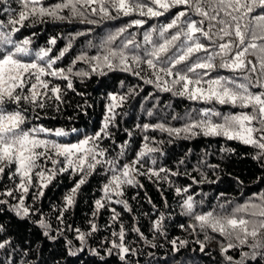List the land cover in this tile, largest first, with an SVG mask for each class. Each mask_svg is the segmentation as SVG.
<instances>
[{
  "label": "trees",
  "instance_id": "1",
  "mask_svg": "<svg viewBox=\"0 0 264 264\" xmlns=\"http://www.w3.org/2000/svg\"><path fill=\"white\" fill-rule=\"evenodd\" d=\"M3 123L0 264H264V0H0Z\"/></svg>",
  "mask_w": 264,
  "mask_h": 264
},
{
  "label": "rangeland",
  "instance_id": "2",
  "mask_svg": "<svg viewBox=\"0 0 264 264\" xmlns=\"http://www.w3.org/2000/svg\"><path fill=\"white\" fill-rule=\"evenodd\" d=\"M193 93H198L202 96H211L220 94V91L216 85L209 86L208 88L196 86ZM2 127L4 132L0 135V152L16 160L21 171L26 169L27 163L32 157L31 150L36 147H42L43 149L56 147L57 157H66L67 167L82 169V167L88 163L90 151L84 142H81L82 145L80 149H75L81 143H62L58 137L42 135V132L21 133V131L15 130L19 127L18 123L10 127L3 123ZM244 128H248V126H245ZM203 129L210 133L213 132L215 126L210 123L205 124ZM54 134L59 135L61 132L56 131ZM249 141H251V139H249ZM89 149H91L90 146ZM79 152H82V154H79Z\"/></svg>",
  "mask_w": 264,
  "mask_h": 264
}]
</instances>
